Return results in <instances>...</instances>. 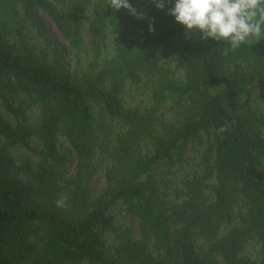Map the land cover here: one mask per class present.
<instances>
[{"label":"trees","instance_id":"obj_1","mask_svg":"<svg viewBox=\"0 0 264 264\" xmlns=\"http://www.w3.org/2000/svg\"><path fill=\"white\" fill-rule=\"evenodd\" d=\"M129 3L147 19L108 0H0V100L15 121L0 113V264H264V40L231 50L186 36L168 14L174 0ZM38 12L84 68L69 74L58 48L34 50L28 28L50 43ZM109 32L120 38L102 60ZM131 86L148 94L145 108L124 101ZM59 140L76 163L64 181ZM188 143L199 170L169 195ZM17 146L37 153L35 168L14 163ZM102 172L106 189L92 200ZM117 206L137 221V239L113 226Z\"/></svg>","mask_w":264,"mask_h":264},{"label":"rangeland","instance_id":"obj_2","mask_svg":"<svg viewBox=\"0 0 264 264\" xmlns=\"http://www.w3.org/2000/svg\"><path fill=\"white\" fill-rule=\"evenodd\" d=\"M138 1L143 2L144 0H138ZM137 11L143 14V19H137L135 16L130 15L126 9H124L123 13L124 15L131 16L136 20L147 19L144 8L140 9V11L137 9ZM36 17L37 20L41 23V25L45 29V32L50 39V43H45L40 37L36 35L33 29L28 28V39L34 50L40 55L47 53L51 56L52 48L53 47L58 48L68 58L69 63L67 65V72L69 74L73 73L78 68H84L87 62V58L82 57L80 63L77 65L74 55L70 51L67 42L62 37L56 26L52 23V21L41 12H38ZM119 38H120V32L108 33V38L106 41V50L102 60L105 57L113 56L115 45L117 44ZM261 41L253 44L258 45L259 43H261ZM155 53L160 63H162L164 66L170 67V69H172V71H174L176 75L183 77V72L181 68L177 65L176 61L171 57L169 53L166 52V50L163 47H157L155 49ZM248 96L251 99V105L256 107L258 103V96L256 90L252 89ZM149 99L150 98L148 94L144 90L135 86H131L130 88H128L124 94V101L126 102L127 105L130 104L133 106H137L141 109L147 106ZM0 113L11 126L15 125V121L3 107L1 100H0ZM36 115H37V110L35 108L28 112V116L30 117V119H34ZM59 145H60V152L64 153L67 158L65 167L59 170L60 178L62 179V181H64L73 177L75 173L76 163H75L74 154L69 149L67 143L64 140H59ZM9 155L11 156V158L13 159L14 163L17 166L30 164L33 168H35L37 162L39 161V157L34 150L31 151L22 146L11 148L9 150ZM199 156H200V150H198L191 143H188L184 150V157L182 163H179L180 165L177 169L175 168L174 171L175 173L173 175H169L167 177L169 180H171V183L165 185L168 188L167 193L169 195H172L173 189L175 187L177 186L182 187L183 181L187 174H189L191 171L199 170L198 167V161L200 158ZM105 189H106V180L104 173L102 172L93 179L91 199L95 200L96 198H98L105 191ZM112 214H113L112 215L113 226L122 231L128 230L130 235L134 239H137V235H138L137 221L127 213L125 208L122 206H117L113 210ZM105 242L108 247L111 246L112 244L111 234L105 237ZM254 247L255 246L253 244L249 245L246 248L245 253L247 255L253 256L255 254Z\"/></svg>","mask_w":264,"mask_h":264},{"label":"clouds","instance_id":"obj_3","mask_svg":"<svg viewBox=\"0 0 264 264\" xmlns=\"http://www.w3.org/2000/svg\"><path fill=\"white\" fill-rule=\"evenodd\" d=\"M153 3L158 9L165 7V0H153ZM107 7L114 11L123 8L143 19V14L129 0H108ZM168 14L183 26L186 36L224 43L231 50L264 40V0H174ZM55 205L66 208L67 198L56 200Z\"/></svg>","mask_w":264,"mask_h":264}]
</instances>
